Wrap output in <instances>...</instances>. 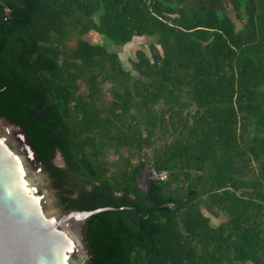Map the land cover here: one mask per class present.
I'll use <instances>...</instances> for the list:
<instances>
[{
	"label": "trees",
	"instance_id": "16d2710c",
	"mask_svg": "<svg viewBox=\"0 0 264 264\" xmlns=\"http://www.w3.org/2000/svg\"><path fill=\"white\" fill-rule=\"evenodd\" d=\"M1 116L62 209L121 208L87 264H264V0H0Z\"/></svg>",
	"mask_w": 264,
	"mask_h": 264
},
{
	"label": "water",
	"instance_id": "95a60500",
	"mask_svg": "<svg viewBox=\"0 0 264 264\" xmlns=\"http://www.w3.org/2000/svg\"><path fill=\"white\" fill-rule=\"evenodd\" d=\"M55 190L25 131L1 116L0 264L92 260L84 236L86 222L97 212L121 208L62 209Z\"/></svg>",
	"mask_w": 264,
	"mask_h": 264
},
{
	"label": "rangeland",
	"instance_id": "374dc122",
	"mask_svg": "<svg viewBox=\"0 0 264 264\" xmlns=\"http://www.w3.org/2000/svg\"><path fill=\"white\" fill-rule=\"evenodd\" d=\"M226 6H227V9L230 11V14L233 16L231 3L226 2ZM84 37L91 42L106 43L110 49L118 51L126 67L131 66L130 60L131 58H134L136 50L139 48H144L148 50V44L151 41V37H148V36L137 37L131 42L121 45V44H116L111 39L106 38L103 34L98 33L96 31H90L89 33H86ZM54 161L59 165L63 164V159L59 154L55 157ZM213 220L214 222L218 221L215 218Z\"/></svg>",
	"mask_w": 264,
	"mask_h": 264
},
{
	"label": "built area",
	"instance_id": "2783aa9c",
	"mask_svg": "<svg viewBox=\"0 0 264 264\" xmlns=\"http://www.w3.org/2000/svg\"><path fill=\"white\" fill-rule=\"evenodd\" d=\"M148 172L150 173L151 177H155V178H165L166 177V173L162 172L159 173L156 169H154L153 167H149Z\"/></svg>",
	"mask_w": 264,
	"mask_h": 264
},
{
	"label": "flooded vegetation",
	"instance_id": "af4514ba",
	"mask_svg": "<svg viewBox=\"0 0 264 264\" xmlns=\"http://www.w3.org/2000/svg\"><path fill=\"white\" fill-rule=\"evenodd\" d=\"M148 173V172H147ZM147 173H143V176L141 177V182L144 183L145 182V178L147 176Z\"/></svg>",
	"mask_w": 264,
	"mask_h": 264
}]
</instances>
